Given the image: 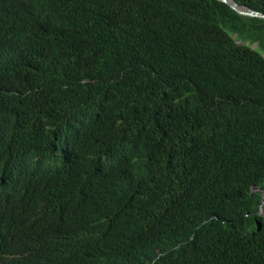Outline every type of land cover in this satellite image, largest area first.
<instances>
[{
    "label": "trees",
    "instance_id": "obj_1",
    "mask_svg": "<svg viewBox=\"0 0 264 264\" xmlns=\"http://www.w3.org/2000/svg\"><path fill=\"white\" fill-rule=\"evenodd\" d=\"M0 44V142L65 144L61 184L106 203L87 264H264L263 19L218 0H0Z\"/></svg>",
    "mask_w": 264,
    "mask_h": 264
},
{
    "label": "clouds",
    "instance_id": "obj_2",
    "mask_svg": "<svg viewBox=\"0 0 264 264\" xmlns=\"http://www.w3.org/2000/svg\"><path fill=\"white\" fill-rule=\"evenodd\" d=\"M70 145L78 151L76 138ZM67 160L65 144L32 154L24 146L0 142V264L47 258L58 264H87V251H95L100 240L105 243L106 203L61 184ZM49 238L56 240L57 248L43 245Z\"/></svg>",
    "mask_w": 264,
    "mask_h": 264
},
{
    "label": "water",
    "instance_id": "obj_3",
    "mask_svg": "<svg viewBox=\"0 0 264 264\" xmlns=\"http://www.w3.org/2000/svg\"><path fill=\"white\" fill-rule=\"evenodd\" d=\"M218 1L227 4L231 9L236 11L241 16L248 18H259L264 20V14L248 9L246 7H242L233 0H218Z\"/></svg>",
    "mask_w": 264,
    "mask_h": 264
},
{
    "label": "bare ground",
    "instance_id": "obj_4",
    "mask_svg": "<svg viewBox=\"0 0 264 264\" xmlns=\"http://www.w3.org/2000/svg\"><path fill=\"white\" fill-rule=\"evenodd\" d=\"M28 4V3H27ZM29 5V4H28ZM34 5V4H33ZM29 7V6H28ZM28 9V8H27ZM41 9V8H40ZM40 12H42V11H40ZM35 13V12H34ZM38 16H39V14H38ZM17 33V32H16ZM49 40H51V39H49ZM50 42V41H49ZM9 43V42H8ZM48 43V42H47ZM43 45V44H42ZM48 45V44H47ZM53 45V44H52ZM55 45V44H54ZM256 47V46H255ZM48 50H49V48H48ZM51 50V49H50ZM52 52V51H51ZM55 52V51H54ZM111 75V74H110ZM70 129V128H69ZM68 135V134H67ZM72 136V135H71ZM77 139V138H76ZM238 168V167H237ZM202 169H204V168H202ZM239 169V168H238ZM206 171V170H205ZM239 171V170H238ZM234 172V171H233ZM209 177V176H208ZM246 180V179H245ZM211 181V180H210ZM219 182V181H218ZM228 183V182H227ZM210 184H212V183H210ZM217 185V184H216ZM210 187V186H209ZM214 187V186H213ZM221 188V187H220ZM224 189V188H223ZM217 192V191H216ZM219 193V192H218ZM223 195H224V193H223Z\"/></svg>",
    "mask_w": 264,
    "mask_h": 264
},
{
    "label": "rangeland",
    "instance_id": "obj_5",
    "mask_svg": "<svg viewBox=\"0 0 264 264\" xmlns=\"http://www.w3.org/2000/svg\"><path fill=\"white\" fill-rule=\"evenodd\" d=\"M255 49H256V47H255Z\"/></svg>",
    "mask_w": 264,
    "mask_h": 264
}]
</instances>
